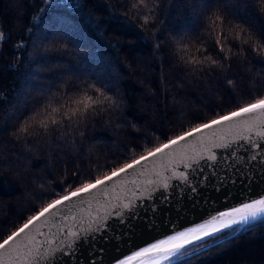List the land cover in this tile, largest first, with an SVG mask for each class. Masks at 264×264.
<instances>
[{"label":"snow or ice","instance_id":"6c2138e0","mask_svg":"<svg viewBox=\"0 0 264 264\" xmlns=\"http://www.w3.org/2000/svg\"><path fill=\"white\" fill-rule=\"evenodd\" d=\"M41 3L50 5L52 0ZM102 3L113 13L124 10L114 22L135 34L144 54L131 60L121 57L116 44L124 42L119 39L116 44L108 41L111 56L94 60L77 59L81 54L67 46L59 56L50 55L48 48H40L31 37L14 45L19 55L10 70H19L25 54L27 63L36 67L14 101L0 89V170L23 178V203L33 214L24 216L0 240V264H11L9 247L26 234V242L12 250L19 264H65L66 260L76 264L81 242L95 245L101 236L106 243L115 240L117 252L122 245L130 249L108 264L137 260L163 264L179 255L208 258L230 245L238 234L252 230L254 221L264 222L261 195L165 239L138 250L131 248L135 226L129 221H142L148 231L158 230L163 223L158 219L161 205L173 209L179 219L189 212L183 203L185 195L195 200L201 187L219 193L229 185L235 187L238 179L243 183L241 176L254 179L252 172L241 171L249 162H255L253 166L259 167L264 178V0ZM73 6L83 5L77 0ZM32 19L43 23L39 15ZM89 22L106 38L98 18L90 16ZM38 28L37 24L26 31L39 38L41 33L34 32ZM5 38L0 25V42ZM48 39L49 34L44 33L43 40ZM29 46L34 53L28 52ZM53 59L61 62L52 67L49 61ZM157 69L159 91L145 86ZM128 80L141 86L138 107L148 108L152 123L141 125L130 117L125 91ZM221 88L235 102V110L226 111L222 106ZM190 90L214 97L219 112L226 114L213 107L215 118L209 119L203 109L193 111L186 103ZM150 101H156L159 109ZM157 112L165 120L174 117L168 122L178 126L175 135L171 130L165 132L163 143H157L152 130ZM192 121L195 124L189 128ZM181 128L184 130L179 131ZM5 141L12 147L5 149ZM233 145L248 153L246 160L237 156ZM217 149L225 150L223 160ZM228 149L233 150L229 153ZM137 150L143 154L137 157ZM66 156L73 163L71 174L63 164ZM204 168L212 171L204 175ZM102 169L109 171L96 175ZM228 169L234 171L233 176H228ZM57 171L63 179H56ZM234 194L229 189L223 199ZM78 199L81 211L65 207ZM141 211L151 215L142 217ZM113 220L128 231L118 233L111 227ZM167 225L176 229L170 214ZM45 232L49 239L44 238ZM93 253L99 257L92 258ZM89 256L90 264H105L106 249L94 246Z\"/></svg>","mask_w":264,"mask_h":264},{"label":"trees","instance_id":"16d2710c","mask_svg":"<svg viewBox=\"0 0 264 264\" xmlns=\"http://www.w3.org/2000/svg\"><path fill=\"white\" fill-rule=\"evenodd\" d=\"M76 2L77 0H52V3L48 5L41 3V0H0V25L3 26L6 36L0 42V89L5 91L9 101H14L18 93L24 89L28 73L36 67V65L27 63V54H25L20 62L19 70H10V65L16 62L19 55L14 45L22 41H28L29 37L40 48H48L49 54L53 56H59L63 53L64 47L67 46L73 52L81 54L77 59H104L112 55L109 39H111L112 44H116L117 39L124 42L123 44H116V47L121 49V57L131 60L138 53L144 54L135 34L127 28L118 27L114 22V17L124 11L123 9H119L114 13L110 12V7L104 5L102 0H79L83 6L76 8L73 6ZM111 2L115 3L116 0H111ZM41 8L44 9L43 12L39 11ZM33 15L41 16L43 23L33 20ZM90 16L98 18L102 22L101 28L104 30L106 38L98 35L93 24L89 22ZM250 19L256 21L257 18L250 17ZM37 24L39 28L34 29V32L39 31L41 33L39 38L26 31V29ZM44 33L49 34L47 41L43 40ZM34 51L35 49L32 46L28 47L29 53H34ZM60 62L57 59L49 61L52 67ZM158 72L157 69L153 73L152 78L145 85L146 87L150 86L159 91ZM125 91L129 96L130 117L141 125L152 123L149 120L148 108L138 107L142 98L141 86L133 80H128L125 81ZM219 92L224 97L222 106L226 111L234 110L236 104L229 99L227 90L221 88ZM188 96L189 99L186 103L190 104L193 111L203 109V114H206L209 119L215 118L211 112L213 107L217 109L219 114H224V112H219V106H217L215 98L205 95L202 90H190ZM243 102L245 101L242 100L241 103ZM148 103L155 104L159 109V104L156 101ZM155 114L159 118L155 121V128L152 130L156 132L158 137L157 143H162L166 141L165 132L171 130V134L175 135L178 126L168 122L174 117L170 116L165 120L158 112ZM194 124L195 121H192L188 124V127L191 128ZM183 130L182 128L179 129V131ZM11 147L12 145L5 141L4 148ZM141 154L143 153L140 150L135 153L136 156ZM103 162V157H101V165H103ZM63 164L67 165L68 174H71L73 170L71 158L66 156ZM107 171L109 169H102L96 175H103ZM56 179H63L59 171L56 173ZM53 187H55V184H53ZM24 191V180L19 174L13 173L10 175L7 169L0 170V232L3 233V235H0V240L10 234L11 231H14L22 223L24 216L33 214L28 211V206L23 203ZM56 191L60 192L61 190L56 188ZM61 194L63 193L61 192ZM46 200L47 198H45ZM253 225L252 230L238 234V238H232V243L226 245L223 250L217 253H220V255L210 256V261H212L210 264H264V233H259L264 231V222L254 221ZM209 243H211V240H209ZM196 260L198 259L189 255L182 256L168 264H194Z\"/></svg>","mask_w":264,"mask_h":264},{"label":"water","instance_id":"95a60500","mask_svg":"<svg viewBox=\"0 0 264 264\" xmlns=\"http://www.w3.org/2000/svg\"><path fill=\"white\" fill-rule=\"evenodd\" d=\"M233 148L236 150L237 156H242L244 157L245 160L247 159L248 153H246L242 149H239L236 145H233ZM232 150L233 149H228L227 151L230 153ZM224 151L225 150L217 149V152L220 153L221 160H223L224 158L223 156ZM253 165H255V162H249V165L245 168H242L241 170L242 173L252 172L254 174V179L252 180H249L247 177L241 176V178L244 181L243 183H240V180L238 179L235 187L229 185L227 188H224L219 193H217L214 190H211L210 188L201 187L199 189V195L195 197V200H191L188 198L187 195H185L183 203H184V207L189 209V212L186 215H183L179 219H177V213L173 209L165 205H161L158 213V219L163 223L161 224V227L158 230L153 229L151 231H148L144 227L142 221H129V223L134 224L135 226V233L133 234V243L131 245V248L138 250L139 248L145 247L150 243H154L159 239H165L168 235L173 234L174 231L185 230L187 227L195 226L198 223H203L205 220L209 219L211 215H215L217 212L226 211L232 207H238L240 206L241 203L250 202L251 199H257L261 195H264V178H262L260 175L259 167ZM211 171H212L211 169L204 168V175H208ZM217 172L223 174L220 169H217ZM227 174L228 176H233L234 171L232 169H228ZM213 182L215 181L213 180ZM229 189H231L235 194L231 195L227 200H224L223 197L226 193L229 192ZM173 192H175V189H173ZM81 199H87V198H81ZM205 200H207L208 203H204ZM157 203H160L159 196H157ZM194 203H195V207L192 206ZM79 204H80V200L78 199L77 201L69 203L65 207L69 211L73 210L74 207L78 211H81L82 209L79 208ZM169 214H170V219L176 223L175 230L170 229L167 225ZM140 215L144 217L147 215H151V213L150 212L146 213L144 211H141ZM111 227L114 230H116L118 233L128 231L127 227L121 226L115 220L111 222ZM35 231L36 229L31 230L32 233H35ZM26 235L21 236L15 244L9 247L11 264H19V258H17L15 255H12V250L15 249L16 244H22V242H26ZM44 238L45 239L50 238L48 232H45ZM39 242L40 241H38V243ZM94 246L106 249L105 264H108V261L111 260V258L113 257L116 256L123 257V255L128 254L130 250L128 245H122L121 251L117 252L115 251L116 241L110 240L109 242L106 243L104 237L101 236L98 238L95 245L92 244L85 245L83 244V242H81V244L79 245L81 250L80 256L77 259L76 264H90L89 249ZM182 256L183 255L173 257L171 261L177 260ZM98 257L99 254L96 253L92 254V258H98ZM171 261H164L163 264H168ZM65 264H72V262L66 260ZM133 264H141V261L140 260L134 261Z\"/></svg>","mask_w":264,"mask_h":264},{"label":"rangeland","instance_id":"374dc122","mask_svg":"<svg viewBox=\"0 0 264 264\" xmlns=\"http://www.w3.org/2000/svg\"><path fill=\"white\" fill-rule=\"evenodd\" d=\"M235 110V109H234ZM232 111V110H231ZM224 114H226V113H224ZM259 233H264V231L263 232H259ZM212 238H209V240H211ZM216 255H220V253L219 254H214V255H212V256H216ZM210 258L211 257H208V258H200V259H198V260H196V262L194 263V264H210V262H212V261H210Z\"/></svg>","mask_w":264,"mask_h":264},{"label":"bare ground","instance_id":"6f19581e","mask_svg":"<svg viewBox=\"0 0 264 264\" xmlns=\"http://www.w3.org/2000/svg\"><path fill=\"white\" fill-rule=\"evenodd\" d=\"M184 256V255H183Z\"/></svg>","mask_w":264,"mask_h":264}]
</instances>
